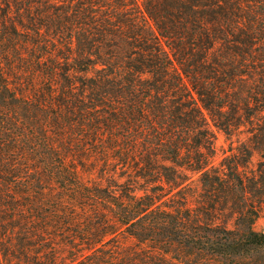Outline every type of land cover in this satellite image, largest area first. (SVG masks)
Here are the masks:
<instances>
[{"label": "trees", "instance_id": "obj_1", "mask_svg": "<svg viewBox=\"0 0 264 264\" xmlns=\"http://www.w3.org/2000/svg\"><path fill=\"white\" fill-rule=\"evenodd\" d=\"M263 203L264 0H0V264H264Z\"/></svg>", "mask_w": 264, "mask_h": 264}, {"label": "rangeland", "instance_id": "obj_2", "mask_svg": "<svg viewBox=\"0 0 264 264\" xmlns=\"http://www.w3.org/2000/svg\"><path fill=\"white\" fill-rule=\"evenodd\" d=\"M217 134V139H216V147H217V152H216V156H215V163H219V161L222 159V157L224 156V151L226 149H228V145H229V140L226 138L225 134L219 130L216 131ZM259 159V156L256 154L254 156V162H256ZM191 180L190 183L192 185L191 190H189L190 193H193L196 188L198 187L199 183L197 180V174L194 173H190ZM254 228L256 230H263L264 229V203L261 206V213L260 216L257 218V220L255 221L254 224Z\"/></svg>", "mask_w": 264, "mask_h": 264}]
</instances>
